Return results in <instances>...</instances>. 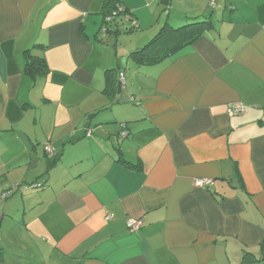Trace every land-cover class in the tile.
Here are the masks:
<instances>
[{
	"label": "crops",
	"instance_id": "0c3cea01",
	"mask_svg": "<svg viewBox=\"0 0 264 264\" xmlns=\"http://www.w3.org/2000/svg\"><path fill=\"white\" fill-rule=\"evenodd\" d=\"M209 1L0 0V264H264V0ZM110 2L128 13L103 34Z\"/></svg>",
	"mask_w": 264,
	"mask_h": 264
},
{
	"label": "trees",
	"instance_id": "16d2710c",
	"mask_svg": "<svg viewBox=\"0 0 264 264\" xmlns=\"http://www.w3.org/2000/svg\"><path fill=\"white\" fill-rule=\"evenodd\" d=\"M161 2L169 9L171 0H161ZM117 9L116 3L105 4L104 19L110 14L114 15L115 21L117 17L125 16L128 13L126 10ZM103 24H105V20H103ZM210 24L208 20L189 23L180 27H173L169 23H165L147 44L138 51L132 52L130 58L142 66L161 63L169 57L180 54L185 48L194 44ZM25 55L24 72L29 78L36 80L38 76L48 74V66L44 60L32 55L30 50H26ZM110 71L112 70H108V72ZM56 163L57 161H53L51 167L55 166ZM34 188L41 189L44 188V185H35Z\"/></svg>",
	"mask_w": 264,
	"mask_h": 264
},
{
	"label": "built area",
	"instance_id": "2783aa9c",
	"mask_svg": "<svg viewBox=\"0 0 264 264\" xmlns=\"http://www.w3.org/2000/svg\"><path fill=\"white\" fill-rule=\"evenodd\" d=\"M209 7L212 9H218L217 0H210L209 1ZM117 8L122 10L121 7H119V6H117ZM104 20H105V24H103V26L101 28V32L103 34H106L109 32V30L112 27V24L114 22V15L108 14ZM137 28H138V25L135 22H133L132 29H137ZM121 80L124 81L123 75L121 76ZM244 112H246V108L240 104H233L228 109V113L234 114V115H238V114H241ZM123 136H124V134H123ZM45 149H46V152L48 155H54V149L52 147L46 146ZM194 184L196 187H207V188H209L214 184V182L211 179H195ZM26 188L27 187H24L20 191L22 192ZM4 196H7V195L5 194ZM126 224H127L128 230L130 232L138 231L143 227V221L141 219H128Z\"/></svg>",
	"mask_w": 264,
	"mask_h": 264
},
{
	"label": "rangeland",
	"instance_id": "374dc122",
	"mask_svg": "<svg viewBox=\"0 0 264 264\" xmlns=\"http://www.w3.org/2000/svg\"><path fill=\"white\" fill-rule=\"evenodd\" d=\"M124 34H125V32L122 31V35H124ZM14 196H15V194L12 195V197H14ZM13 248H15V249H19L18 247H15V246H14Z\"/></svg>",
	"mask_w": 264,
	"mask_h": 264
},
{
	"label": "water",
	"instance_id": "95a60500",
	"mask_svg": "<svg viewBox=\"0 0 264 264\" xmlns=\"http://www.w3.org/2000/svg\"><path fill=\"white\" fill-rule=\"evenodd\" d=\"M119 87H120V84H119ZM0 226H1V220H0Z\"/></svg>",
	"mask_w": 264,
	"mask_h": 264
}]
</instances>
